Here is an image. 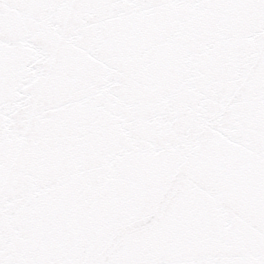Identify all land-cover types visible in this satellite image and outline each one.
Returning <instances> with one entry per match:
<instances>
[{"label":"snow or ice","instance_id":"obj_1","mask_svg":"<svg viewBox=\"0 0 264 264\" xmlns=\"http://www.w3.org/2000/svg\"><path fill=\"white\" fill-rule=\"evenodd\" d=\"M0 264H264V0H0Z\"/></svg>","mask_w":264,"mask_h":264}]
</instances>
